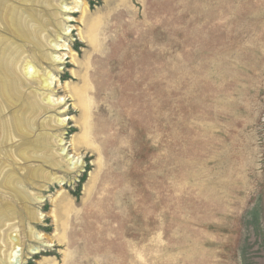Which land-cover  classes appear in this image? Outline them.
Here are the masks:
<instances>
[{"label": "rangeland", "instance_id": "374dc122", "mask_svg": "<svg viewBox=\"0 0 264 264\" xmlns=\"http://www.w3.org/2000/svg\"><path fill=\"white\" fill-rule=\"evenodd\" d=\"M86 1L56 86L85 166L28 162L64 177L26 184L39 223L0 196L54 245L26 264H264V0Z\"/></svg>", "mask_w": 264, "mask_h": 264}, {"label": "bare ground", "instance_id": "6f19581e", "mask_svg": "<svg viewBox=\"0 0 264 264\" xmlns=\"http://www.w3.org/2000/svg\"><path fill=\"white\" fill-rule=\"evenodd\" d=\"M89 5L86 0H0V196L22 201L29 221H41L36 206L46 196L28 191L26 184L41 190L47 184H63L64 177L28 162H47L69 174L85 166L83 156L70 153L73 143L64 140L68 100L57 96L56 86L63 65L76 56L67 44L71 34L77 30L82 42L93 43L88 32L70 24L76 21L75 13L86 17ZM44 113L50 114L40 121ZM1 202L0 264H26L43 247L54 246L19 218L22 213L14 203ZM21 231L31 241L25 258Z\"/></svg>", "mask_w": 264, "mask_h": 264}]
</instances>
